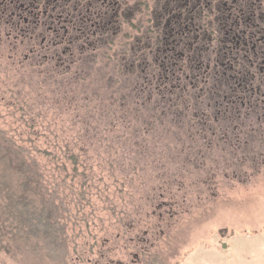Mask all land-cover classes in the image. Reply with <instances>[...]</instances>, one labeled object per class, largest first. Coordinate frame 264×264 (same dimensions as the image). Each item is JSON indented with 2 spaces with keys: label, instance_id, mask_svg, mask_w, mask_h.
<instances>
[{
  "label": "rangeland",
  "instance_id": "374dc122",
  "mask_svg": "<svg viewBox=\"0 0 264 264\" xmlns=\"http://www.w3.org/2000/svg\"><path fill=\"white\" fill-rule=\"evenodd\" d=\"M125 24L119 46L87 49L63 67L21 62L0 37V127L53 132L39 142L69 143L88 174L67 162V183L85 192L62 193L71 212L61 234L13 246L0 261L103 264L102 251L114 261L135 251L134 264H264L262 118L252 114L253 131L234 144L215 136L207 146L194 105H176L163 83L145 79L146 64L163 60L151 51L156 33L128 36Z\"/></svg>",
  "mask_w": 264,
  "mask_h": 264
},
{
  "label": "flooded vegetation",
  "instance_id": "af4514ba",
  "mask_svg": "<svg viewBox=\"0 0 264 264\" xmlns=\"http://www.w3.org/2000/svg\"><path fill=\"white\" fill-rule=\"evenodd\" d=\"M125 23L134 30L128 36L156 33L151 51L163 60L146 64L145 79L163 83L176 105H194L207 146L215 136L234 144L253 131L252 114L264 135V0H0L1 41L21 62L71 66L87 49L119 46ZM127 58L135 66L136 56ZM131 253L114 261L102 251L101 258L134 264L139 253Z\"/></svg>",
  "mask_w": 264,
  "mask_h": 264
},
{
  "label": "trees",
  "instance_id": "16d2710c",
  "mask_svg": "<svg viewBox=\"0 0 264 264\" xmlns=\"http://www.w3.org/2000/svg\"><path fill=\"white\" fill-rule=\"evenodd\" d=\"M23 120L34 124L31 116ZM52 138L53 132L38 133L35 128L14 132L0 127V252L8 253L13 246L23 248L38 235L52 240L61 234L71 212L63 197L66 193H62L69 189L72 195H84L83 189L66 181L67 162H72L75 172H81V178L88 177L86 170L78 171L80 153L67 142L56 143L60 150L39 142ZM60 159V164L51 168ZM57 167L59 180L53 181Z\"/></svg>",
  "mask_w": 264,
  "mask_h": 264
}]
</instances>
